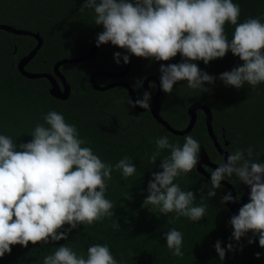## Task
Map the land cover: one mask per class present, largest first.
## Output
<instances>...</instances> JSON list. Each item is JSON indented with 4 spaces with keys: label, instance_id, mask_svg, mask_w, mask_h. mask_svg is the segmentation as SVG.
Masks as SVG:
<instances>
[{
    "label": "trees",
    "instance_id": "16d2710c",
    "mask_svg": "<svg viewBox=\"0 0 264 264\" xmlns=\"http://www.w3.org/2000/svg\"><path fill=\"white\" fill-rule=\"evenodd\" d=\"M233 3L241 9L238 23L248 18H260L264 23V0H233ZM83 4L84 0H0V24L38 33L44 40L43 48L27 65L28 72L53 73L58 61L81 58L89 53L103 26L95 25L92 9L80 11ZM234 30V25L226 23L225 35L229 40ZM36 44L33 38L0 31V135L11 137L19 150L21 144L31 141L36 125L44 124V115L52 110L61 113L67 123L76 126L79 138L85 141L82 147H90L104 163L113 165L111 179L106 180L105 198L113 203L115 214L71 230L65 224L58 231L67 234L66 240L29 243L27 248L12 246L11 253L0 258V264H43L46 255L53 254L63 245L87 258V249L93 244H106L118 264H264V248L259 246L258 236L248 232L239 242L232 237L230 219L235 213L228 210L226 203L221 204L222 197L228 194L227 189L221 186L216 190V196L209 198L210 181L196 168L177 177L174 183L179 184L181 190L195 194L193 206H199L203 197L206 213L202 220L193 222L186 217L177 218L174 212L163 215L158 209L151 212L143 207L149 181L162 170L161 160L170 155L168 149L160 150L156 163L150 162L149 157L157 150L155 140L166 136L169 143L182 146L185 136L168 132L150 112L135 111L128 104L125 88L106 92L93 89L90 83L93 73L121 72L126 67L121 56L117 63V52L113 48L104 47L92 59L61 68L72 87L70 99L63 102L50 95V83L46 79H26L17 69L19 60ZM121 50L132 60L131 71L124 80L135 90L138 99H143L145 78L154 76L160 80L161 65L184 62L179 53L164 62L138 58L126 49ZM193 63L214 77V83L205 84L209 91H204L190 89L187 81H180L173 86L171 94L163 92L164 120L176 130L186 129L190 121L189 107L194 103L207 105L213 112L214 132L219 143L223 146L224 141L229 142L225 150L231 154L251 146L254 150L252 160L264 163V83L254 89L247 84L240 89L225 85L219 79L220 75L243 63L230 51L207 65L203 61ZM97 82L106 86L115 80L98 77ZM190 135L206 149L213 162H223L209 137L203 112L198 113V121ZM124 157H128L137 169L127 179L115 169V164ZM225 180L239 197L248 187L234 174ZM128 193L130 200L125 199ZM115 221L119 229L112 227ZM173 228L183 235L182 257L174 256L166 246L164 234ZM250 239L254 241L252 244L248 243ZM218 241L226 252L223 261L215 251L214 245ZM229 243L233 245L232 251L227 250ZM256 253H260L259 259Z\"/></svg>",
    "mask_w": 264,
    "mask_h": 264
},
{
    "label": "clouds",
    "instance_id": "9594fccd",
    "mask_svg": "<svg viewBox=\"0 0 264 264\" xmlns=\"http://www.w3.org/2000/svg\"><path fill=\"white\" fill-rule=\"evenodd\" d=\"M86 9L94 11L95 25L103 26L97 47L110 42L135 57L164 62L178 53L182 56L184 62L161 65L160 81L165 93L171 94L180 81H187L190 89L209 91L204 85L213 84L215 78L193 62L203 61L207 65L229 51L243 63L220 75L225 85L240 89L247 84L254 89L264 83V23L260 18L238 23L241 9L233 0H84L80 11ZM226 23L235 26L231 40L225 35ZM115 58L119 63L120 54L116 53ZM123 60L127 64L129 57L126 55ZM149 100L150 94L145 92L143 99L134 103L128 100V104L148 110ZM43 120L44 124L36 125L31 141L21 144L19 150L11 137L0 135V258L10 254L15 245L27 248L29 243L66 240L67 234L58 231L65 224L71 230L115 214L113 203L105 198L106 180L111 179L113 165L104 163L90 147H82L85 141L79 138L76 126L67 123L61 113L49 111ZM155 145L157 150L149 157L150 162L156 163L160 150L168 149L170 155L161 160L162 170L149 181L143 207L151 212L158 209L163 215L174 212L177 218L182 216L193 222L202 220L206 213L203 197L199 206H193L195 194L174 183L177 177L197 168L199 142L189 134L182 146L169 143L166 136L157 138ZM253 154L251 146L237 149L211 170L207 196L215 197L221 181L233 174L247 185L249 201L230 219L232 237L239 242L252 232L264 248V163L253 161ZM115 169L125 179L137 171L128 157L119 160ZM125 199L130 200L131 194H126ZM230 202L235 201L229 192L222 197L221 204ZM112 227L119 229L116 221ZM164 239L174 256L184 255L180 231L173 228L164 234ZM214 247L223 261L225 249L219 241ZM232 249L229 243L227 250ZM256 258H260V253H256ZM43 264L118 261L106 244L89 246L87 258L63 245L46 255Z\"/></svg>",
    "mask_w": 264,
    "mask_h": 264
},
{
    "label": "water",
    "instance_id": "95a60500",
    "mask_svg": "<svg viewBox=\"0 0 264 264\" xmlns=\"http://www.w3.org/2000/svg\"><path fill=\"white\" fill-rule=\"evenodd\" d=\"M0 31H4L16 36H25L35 39L37 42L35 48L25 57L21 58L18 62L17 69L19 73L26 79L29 80H38L46 79L50 83L49 93L50 95L59 101H68L72 94V87L68 83L66 76L62 73L61 68L65 65L79 64L86 60L94 58L104 47H111L120 56L123 58L126 54L117 46H113L110 42L108 44L101 45L99 47L93 45L87 55L77 59H63L58 61L53 68V73H30L26 70L28 64L36 57L38 52L43 48L44 40L38 33H33L26 30L16 29L8 25L0 24ZM129 57V56H128ZM132 68V60L129 57V62L126 64V67L121 72H107V71H96L92 74L90 78V83L93 89L97 92H106L114 88H125L128 91L129 100L133 103L138 99L135 90L124 80L130 73ZM98 77H105L108 79L115 80V82L110 83L106 86H100L97 82ZM152 84H156L157 92L153 94ZM143 90L150 94L149 100V109H143L138 106L133 107V109L139 113L150 112L154 120L161 126H163L168 132L175 136L183 137L190 134L196 126L198 121V113L201 111L206 116V127L210 139L213 141L214 147L218 152L219 156L224 159H227V156L230 154L229 151L225 150L226 147H229V142L224 141L223 146L219 143L217 136L214 132V116L213 112L207 105L202 103H194L188 109V115L190 117L189 124L186 129L176 130L174 129L164 118L162 117V94L163 90L161 87V81L154 77L150 76L144 79L142 84ZM225 133H223V138L225 139ZM219 163H215L211 160L209 154L207 153L204 147H200L199 153V163L197 164L196 171L205 177L207 180H211L210 170H215ZM221 186L225 187L233 196L235 202L226 203V207L232 213L238 214L239 209L248 202L250 195V188L247 187L238 201L235 198L238 196L235 188L226 180L221 181Z\"/></svg>",
    "mask_w": 264,
    "mask_h": 264
},
{
    "label": "flooded vegetation",
    "instance_id": "af4514ba",
    "mask_svg": "<svg viewBox=\"0 0 264 264\" xmlns=\"http://www.w3.org/2000/svg\"><path fill=\"white\" fill-rule=\"evenodd\" d=\"M152 92H153V94H155L157 92V86H156V84H152Z\"/></svg>",
    "mask_w": 264,
    "mask_h": 264
}]
</instances>
